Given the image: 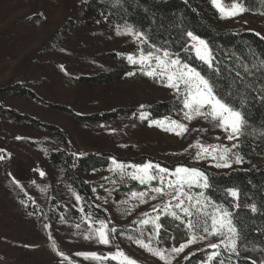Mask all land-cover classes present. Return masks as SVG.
Returning a JSON list of instances; mask_svg holds the SVG:
<instances>
[{
	"label": "rangeland",
	"instance_id": "obj_1",
	"mask_svg": "<svg viewBox=\"0 0 264 264\" xmlns=\"http://www.w3.org/2000/svg\"><path fill=\"white\" fill-rule=\"evenodd\" d=\"M80 1L0 0V84L10 80L24 82L43 99L66 107L72 114L26 99L7 98L4 101L16 110L30 113L63 129L68 135L70 148L76 155L109 152L126 159L142 155L149 157L143 163L116 160L128 173L133 170L132 166L148 162L159 164L170 171L178 166L197 168L204 173L206 170L228 172L247 168L237 147H232L233 144H238L241 134L238 140H228L227 133L208 121L201 118H195L191 122L185 120L182 102L175 91L161 84L158 79L143 75L139 65H132L127 61L128 54L138 55L140 45L130 35L117 34L118 31L123 33L125 24L114 28L97 23L90 26L76 24L65 36H60L58 45L49 47L53 42V35L59 34L61 25L67 19L81 18ZM209 1L218 12L217 24L220 27L231 31L249 30L264 38L263 11H249L239 3L245 11L231 18H221V13L212 0ZM222 2L225 6H230L237 1ZM109 54H114L113 57L124 65L126 72L121 81L93 86L78 80L81 75H93L110 69L113 62L110 61ZM179 55L196 68L202 64L194 52L183 50ZM156 101H175L173 107L177 118L166 115L153 117L145 109ZM119 107L132 109V112L125 118H116L106 123H94L82 118ZM142 112L147 113L145 120L139 118ZM168 120L186 124L188 131L178 136L152 124V121ZM1 137L6 140L0 141V157H3L0 159V264H100L99 261L84 259L76 254L96 252L107 256L109 253L114 254L117 248L136 264H165L134 241L143 239L148 242L149 234L153 233L152 246L170 250L189 238L174 243L162 228L157 241L153 225H141L140 221L154 218L157 213L152 210L153 207L161 205L168 197L157 196L152 199L149 195L145 197L144 203L133 198V192H150V186L141 185L129 175L122 176L119 170H115L112 162L91 177L96 185L94 189L97 204L105 209L107 219L96 214L88 216L82 213L81 219L85 224H78L79 228L77 225H63L60 220L55 221V218L52 221V211L60 209L59 203L67 201L79 211L82 209L80 200H76V192L62 182L60 172L45 157L46 149L57 148V143L44 132L24 125H19L16 129L5 126ZM18 139L22 142L12 143V140ZM24 140L39 143L37 146H30ZM197 142L231 148V167L217 168V161L210 157L196 159L199 149L190 146ZM237 155L241 158V163H235ZM113 160L114 158L111 159ZM259 163L254 159L251 161L256 167ZM41 172L45 175L41 176ZM10 182L20 188L23 201L12 189ZM134 182L141 189L128 191V187ZM200 191L204 192V189H192L194 194ZM25 205L35 206L42 214H31ZM87 217H91V220ZM100 220H104L109 229H116L115 233L110 234L114 238V244L111 242L109 245H102L96 239L84 238L90 231L89 224L93 228L98 227ZM121 228H127L133 234L128 235ZM218 240V237L213 236L190 245L179 255L173 254L171 264H181L192 252L209 248V244L217 243ZM58 252L63 253V256L58 255ZM224 252L229 256H236ZM104 264H118V261L109 259ZM205 264L209 262L206 261Z\"/></svg>",
	"mask_w": 264,
	"mask_h": 264
},
{
	"label": "trees",
	"instance_id": "obj_2",
	"mask_svg": "<svg viewBox=\"0 0 264 264\" xmlns=\"http://www.w3.org/2000/svg\"><path fill=\"white\" fill-rule=\"evenodd\" d=\"M228 2L229 0H223ZM246 10L263 11L264 0H236ZM81 18L67 19L61 25L58 35H53L49 47L58 45L60 36H65L76 24L90 26L97 23L114 28L129 25L146 33L150 41L157 46L166 47L173 53L180 54L187 46V32L206 41L215 57L220 72L213 76L212 70L203 63L197 69L209 77H213L216 88L223 93L231 92L230 102L239 107L245 117V126L238 141V153L247 168L233 169L228 172L206 170L210 187L204 189L205 196L221 207L227 208L233 216V222L239 233L237 247L239 256H229L220 249V257L211 264H219L223 259L225 264H264V38L249 30H235L220 27L217 24L219 15L209 0H81L79 2ZM144 48H148L144 45ZM109 54L113 66L108 70L96 72L93 75H81L78 80L88 85L104 86L121 81L125 76L124 65ZM248 68V72L244 68ZM239 71L243 80L236 78ZM26 99L38 105L71 113L66 107L53 104L39 96L24 82L12 80L0 84V141L1 131L5 126L16 129L24 125L39 130L52 137L58 147L48 148L45 157L50 165L61 175L62 182L68 185L81 197L83 211L76 209L70 202L59 203L52 212V221L60 220L63 225L74 226L85 224L82 213L91 216L96 214L107 219V212L97 204L96 185L91 177L111 164V159L118 161L130 160L143 163L149 159L144 155L126 159L109 152H88L76 155L70 148L67 133L55 124L45 122L30 113L16 110L4 99ZM175 101H156L147 105L153 117H176L173 107ZM132 109L119 107L115 110L95 113L82 118L94 123H106L116 118H125ZM72 114V113H71ZM22 140H12V143ZM30 146H37L39 141L24 140ZM260 161L256 167L252 160ZM250 161V162H249ZM12 189L22 199L20 188L10 182ZM125 189V188H122ZM141 189L137 183L128 187ZM229 189L239 192V200L228 194ZM24 204V202H22ZM239 204V207L236 205ZM255 205L256 211H252ZM31 214H42L33 205H25ZM163 232L174 243L188 238L190 233L186 225L171 217L162 216L160 221ZM83 226V225H82ZM128 235L133 231L122 229ZM114 244V238L110 235ZM211 249L204 248L189 254L181 264H205ZM208 262V261H207Z\"/></svg>",
	"mask_w": 264,
	"mask_h": 264
},
{
	"label": "snow or ice",
	"instance_id": "obj_3",
	"mask_svg": "<svg viewBox=\"0 0 264 264\" xmlns=\"http://www.w3.org/2000/svg\"><path fill=\"white\" fill-rule=\"evenodd\" d=\"M212 3L221 13V18H231L245 11L238 2H233L230 6H225L222 0H212ZM117 34L130 35L138 41L140 45L138 55L128 54L127 61L132 65H139L143 75L158 79L161 84L175 91L182 102V113L185 120L191 122L195 118H201L227 133L226 138L228 140L239 139L246 121L239 107L230 102L231 92L223 93L218 90L213 77L207 76L189 62L182 60L178 53H173L166 47L152 43L146 33L126 25L123 33L118 31ZM187 37L189 43L184 50L194 52L195 57L212 70L213 76L218 74L220 68L214 63L215 57L206 41L191 31L187 32ZM144 45H147L148 48L145 49ZM244 71L247 73L248 68L245 67ZM134 74L129 73V75ZM235 76L243 80L239 71L235 73ZM139 118L145 120L147 113L142 112ZM152 124L178 136H182L188 131L186 124L178 120L152 121ZM190 147L199 149L196 153V159L210 157L213 161H217L215 163L217 168L231 167L229 154L232 149L227 146L204 145L197 142ZM232 147L235 148L238 145L233 144ZM241 162V158L237 155L235 163ZM112 163L115 170H119L122 176L129 175L132 180L138 181L141 185L150 186V192L132 193V197L139 199L141 203L146 202L145 197L149 195L152 199H156L157 196L168 197L166 201H162L161 205L153 207L152 210L157 213L154 218H145L140 221L141 225H153L154 237L157 241H159L160 232L163 228V225L159 223L161 215L180 221L186 225L190 233L189 238L184 243H180L178 247L174 246L170 250L154 248L151 243L153 233L149 234L148 242L143 239L134 241L140 247L164 261L165 264H171L174 258L173 254L179 255L190 245L214 236L218 237L219 240L217 243H211L207 246L213 250L207 256L209 264L220 257L221 248L230 254L239 256L237 247L239 233L233 222L232 213L227 208L214 204L209 197L205 196L203 191L195 194L192 192L193 188L208 189L210 187L209 178L203 171L184 166H178L174 171H170L159 164L148 162L143 165L132 166L133 170L128 173L124 166L115 159ZM40 175L44 176L45 173L41 172ZM228 194L235 200H239L237 190L229 189ZM80 199L81 197L77 195L76 200L79 201ZM236 206L239 207V204ZM252 211H256L255 205H252ZM145 216L147 217L148 214L146 213ZM87 219L91 220V217H87ZM98 225V227L93 228L90 223V231L84 238L86 240L96 239L99 244L109 245L112 242L110 234L115 233L116 229H109L104 220L98 221ZM77 227L79 228V225ZM53 246L55 248V242H53ZM58 255L63 256V253L58 252ZM76 255L82 256L84 259L99 261L100 264H104V261L109 259L118 261V264H136L119 248L114 254L109 253L107 256H102L96 252H80ZM187 258L185 257V259ZM219 264H225V261L221 259ZM253 264L256 262L253 261Z\"/></svg>",
	"mask_w": 264,
	"mask_h": 264
}]
</instances>
